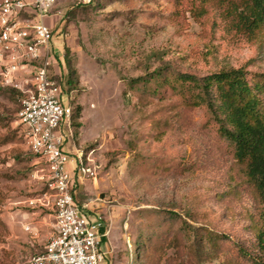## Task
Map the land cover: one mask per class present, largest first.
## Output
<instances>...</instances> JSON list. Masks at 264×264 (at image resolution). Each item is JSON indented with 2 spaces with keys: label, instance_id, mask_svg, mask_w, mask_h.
Here are the masks:
<instances>
[{
  "label": "rangeland",
  "instance_id": "1",
  "mask_svg": "<svg viewBox=\"0 0 264 264\" xmlns=\"http://www.w3.org/2000/svg\"><path fill=\"white\" fill-rule=\"evenodd\" d=\"M196 6L58 0L43 18L53 32L54 80L80 107L64 128L67 168L78 206L106 222L104 264H250L236 244L251 243L248 218L261 204L233 149L205 110L134 83L166 67L173 78L243 66L264 72V47L227 32L217 9L196 20ZM21 97L0 87V264H27L56 230L54 212L39 202L46 166L21 138Z\"/></svg>",
  "mask_w": 264,
  "mask_h": 264
},
{
  "label": "built area",
  "instance_id": "2",
  "mask_svg": "<svg viewBox=\"0 0 264 264\" xmlns=\"http://www.w3.org/2000/svg\"><path fill=\"white\" fill-rule=\"evenodd\" d=\"M58 0H1L0 87L18 90L22 97L18 121L24 143L47 169V192L39 200L56 218V230L41 254L27 264H104L108 251L106 222L76 203L67 168L68 124L74 108L52 72V27L43 18ZM106 247V246H105Z\"/></svg>",
  "mask_w": 264,
  "mask_h": 264
},
{
  "label": "trees",
  "instance_id": "3",
  "mask_svg": "<svg viewBox=\"0 0 264 264\" xmlns=\"http://www.w3.org/2000/svg\"><path fill=\"white\" fill-rule=\"evenodd\" d=\"M194 1L200 6L191 10L196 20L208 17L211 9H217L227 32L264 47V0ZM171 73L167 67L158 69L134 83H145L153 95L170 89L187 108L206 111L218 135L233 149L235 163L251 186L253 197L261 204L256 216L248 218L251 243L239 242L236 248L247 263L264 264V72H250L243 66L223 68L205 77L177 73L173 78ZM72 83L69 76L66 84L71 90ZM79 111V106L74 108L72 121ZM206 237L211 244L219 238L210 233Z\"/></svg>",
  "mask_w": 264,
  "mask_h": 264
},
{
  "label": "crops",
  "instance_id": "4",
  "mask_svg": "<svg viewBox=\"0 0 264 264\" xmlns=\"http://www.w3.org/2000/svg\"><path fill=\"white\" fill-rule=\"evenodd\" d=\"M50 209V208H49ZM51 210V209H50ZM54 217H55V215H54ZM55 221H56V218H55ZM55 227H56V223H55Z\"/></svg>",
  "mask_w": 264,
  "mask_h": 264
}]
</instances>
